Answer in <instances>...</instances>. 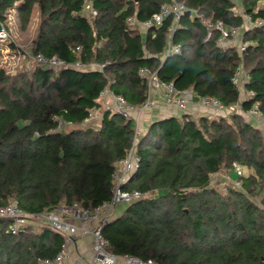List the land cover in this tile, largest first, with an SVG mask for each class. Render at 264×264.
I'll use <instances>...</instances> for the list:
<instances>
[{"label": "trees", "instance_id": "1", "mask_svg": "<svg viewBox=\"0 0 264 264\" xmlns=\"http://www.w3.org/2000/svg\"><path fill=\"white\" fill-rule=\"evenodd\" d=\"M263 1L240 0L253 25L243 32L246 46L239 53L217 47L213 29L217 22L227 29L244 25L233 0H0V24L14 11L25 29L37 11L34 53L70 65L104 64L102 70L36 66L14 75L0 69V209L15 202L35 215L59 205L93 209L110 199L113 172L133 145L134 121L105 111L97 127L79 125L108 87L140 106L148 94L140 68L229 106L239 99L231 79L241 67L244 89L254 94L241 107L257 103L264 115V7L257 8ZM87 2L94 17L83 14ZM174 3L186 9L177 21L170 15L158 27L139 26ZM128 18L137 24L130 26ZM168 44L179 45V55L167 56ZM54 118L74 127L54 131ZM135 153L136 171L122 188L142 197L103 226L111 253L157 264H264L260 128L236 113L168 116L142 130ZM234 163L247 170L240 186L218 190L213 175L232 172ZM9 223L0 218V264L55 258L59 234L31 224L12 233Z\"/></svg>", "mask_w": 264, "mask_h": 264}, {"label": "built area", "instance_id": "2", "mask_svg": "<svg viewBox=\"0 0 264 264\" xmlns=\"http://www.w3.org/2000/svg\"><path fill=\"white\" fill-rule=\"evenodd\" d=\"M243 10V9H242ZM186 9L180 3L173 5H163L160 11L154 14L150 19L139 23L142 29H149L161 25L163 19L173 15L177 21ZM83 14L86 16L94 17L96 11L93 10L89 4L86 3ZM244 14V11H243ZM242 15V14H241ZM244 17L245 27L253 25L250 18L246 15ZM127 24L130 26L136 25L133 18L127 19ZM244 25L242 26L244 28ZM254 25H261V21H257ZM240 28L227 29L220 22L214 24L213 29L219 33L216 40L217 47L226 49L232 47L230 41L236 40V36L240 34ZM211 31L207 32L206 39H210ZM9 33L6 24H0V44L9 45ZM238 52L242 53L246 44L240 39L238 44ZM180 46H172L168 44L166 55H179ZM31 61H34L37 66L46 69H61L66 67H74L78 69L102 70L104 64L90 63L89 65H82L79 62L70 65L64 60L53 56L47 57L41 53H34L27 55ZM140 77L144 78L148 94L147 99L138 107L130 105L123 97L114 94L110 88H106L99 96V101H103V109L100 107L93 108L89 111L88 116L83 123L79 126H92L95 122L99 123L103 112L109 111L124 119H132L134 121V141L131 149L128 151L126 157L117 163L113 172V188L111 197L108 201L96 206L93 209L84 208L80 205H59L51 212L28 215L20 210L15 202H10L8 205L0 209V218L9 220V231L17 233L23 227L31 224L40 227H47L53 232L62 237L59 252L54 259H44L41 264H157L151 259L142 260L132 255H115L109 251V244L102 234L103 226L111 220L112 211L119 205H128L140 199L142 194L137 190H125L122 185L125 184L128 178L136 171L138 164V157L135 153V145L142 133L141 120L144 115L150 113L156 105L161 104L165 108H175L180 112L191 118H197L200 115H213V114H228L236 113L243 116L245 119L253 122L255 126L261 129L264 133V115L258 108V104L254 103L248 110H243L241 105L242 101L253 97L252 92H247L244 89L247 74L239 67L235 75L231 79V83L239 91L238 102L229 106H225L222 102L211 96H196L191 89H179L171 82L160 81L157 77L156 71H151L147 68H140L138 70ZM159 93L161 95V102L150 99L153 94ZM201 113V114H199ZM199 114V115H198ZM57 122L54 131H65L74 125L71 122L63 121L54 118ZM233 172L237 177L243 174L242 168L234 163ZM224 180H230L227 173L222 174ZM234 185L239 187V183L235 182ZM80 222L82 227L77 226ZM86 237H91V257L88 261L84 262L81 258H72L69 245L73 239L77 237L78 233Z\"/></svg>", "mask_w": 264, "mask_h": 264}, {"label": "rangeland", "instance_id": "3", "mask_svg": "<svg viewBox=\"0 0 264 264\" xmlns=\"http://www.w3.org/2000/svg\"><path fill=\"white\" fill-rule=\"evenodd\" d=\"M235 3V13L243 14V10L240 4V0H233ZM259 6L263 7L264 4H260ZM258 8V5H257ZM38 21V15L36 12H33V15L31 16V20L28 24V26L25 29H22L20 21L18 20L17 13L12 11L10 14L7 15V19L5 20L6 27L8 29L9 33V41L12 42L15 45V49H11L9 45L6 44H0V69H3L7 74L14 75L21 72H30L33 70L34 67L37 66V64L34 61H31L27 55L31 54L32 51V39L35 36V28L37 26ZM252 27V26H250ZM250 27H242L240 29V34L236 36V40L230 41V44L233 48H235L238 51V44L239 40L241 39L243 41V32L245 30H248ZM144 33V32H143ZM101 109H103V101L102 105L101 102L99 103ZM201 114V113H199ZM198 114V115H199ZM233 113L228 114H213L214 117L217 118H228ZM203 115V114H202ZM212 115V116H213ZM97 122H95L92 127H97ZM244 174H247V170L244 171ZM231 184L230 180H224L222 178V173H217L213 175L212 177V185H215V187L222 191L226 185ZM123 205H119L115 208L116 214L118 211L121 210ZM125 208V207H124ZM40 226L34 225L33 229L37 230Z\"/></svg>", "mask_w": 264, "mask_h": 264}, {"label": "crops", "instance_id": "4", "mask_svg": "<svg viewBox=\"0 0 264 264\" xmlns=\"http://www.w3.org/2000/svg\"><path fill=\"white\" fill-rule=\"evenodd\" d=\"M260 4H264V1L258 4V8H261V6H259ZM33 12L37 13L36 10H34ZM33 12H32V15H33ZM142 30H145V29H142ZM150 99L161 102V95L159 93L153 94L150 96ZM168 116L179 117L180 112L175 108L168 109V108L161 106V104L156 105V107L150 113H147L146 115H144L143 119L141 120L140 124H141L142 130L146 128L152 121L159 119V118L168 117ZM244 171L245 169L243 170V174H244ZM228 175L230 177V182L232 184L237 182L238 177L235 175L233 171L229 172ZM124 207L125 205H123V207L121 208L120 211H118L117 214L114 209L112 211L111 218H115L119 216L121 212L124 210ZM76 224L79 228L82 227L80 222H77ZM69 250H70L72 258L78 257V258L83 259L84 262L88 261L91 257V237L89 236L84 237L81 235V232H79L77 237L74 238L72 243L69 245Z\"/></svg>", "mask_w": 264, "mask_h": 264}]
</instances>
